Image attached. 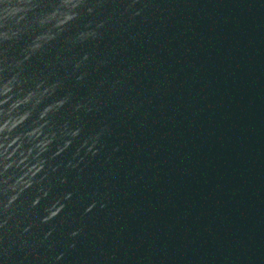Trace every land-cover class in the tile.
Wrapping results in <instances>:
<instances>
[{
	"label": "water",
	"instance_id": "95a60500",
	"mask_svg": "<svg viewBox=\"0 0 264 264\" xmlns=\"http://www.w3.org/2000/svg\"><path fill=\"white\" fill-rule=\"evenodd\" d=\"M6 3L22 18L5 20ZM59 3L0 0V33L18 30L0 35V77ZM78 12L22 66L19 88H56L18 131L67 99L44 118L55 136L30 187H11L21 170L0 156V264H264V0H81Z\"/></svg>",
	"mask_w": 264,
	"mask_h": 264
},
{
	"label": "clouds",
	"instance_id": "9594fccd",
	"mask_svg": "<svg viewBox=\"0 0 264 264\" xmlns=\"http://www.w3.org/2000/svg\"><path fill=\"white\" fill-rule=\"evenodd\" d=\"M80 4L81 0H60L59 5L48 11L39 21L41 26L46 24L50 25L49 31L37 33L29 48L25 50L23 57L9 64L7 66V74L0 77V156L3 157L2 163L5 171L13 166L21 170V175L11 185L13 189L20 184H23L24 187H30L32 178L43 169L44 161L40 157L48 149V146L53 142L55 136V132L44 131L45 126L48 124V121L44 118L53 109L63 106L67 99L65 97L47 104L39 113L38 119L33 121L32 127L18 131L32 116V108H26L25 106L33 103V100V107L36 104H40L41 99L46 94L51 95L56 88L55 83L46 85L43 79H38L34 87H30L27 90L19 88L25 71L22 66L31 60L32 53L41 48L44 42L54 39L57 31L63 30L66 25L76 19L79 15L78 9ZM24 11L23 5L13 6L6 3L3 10L4 19L21 17ZM88 12H92V8H88ZM2 26L0 25V27ZM98 27H103V21H101ZM0 35L4 39H11V37L18 35V30L11 31V35H9V30L6 29ZM98 35L94 30L80 33L82 39L86 37L96 38ZM109 63L110 59L107 57L100 59L97 64V70ZM0 71L5 70L0 69ZM78 79H83V76L78 77ZM105 83L107 81H101L100 87L104 88ZM108 91H111V88ZM103 96L104 93H101L94 101L93 107L96 111H102L105 107ZM89 110L91 111L93 109L90 108ZM39 121H43V123ZM79 131L80 129H75L71 135L76 136L79 134ZM110 134L109 126L107 124L103 125L100 132L96 133L94 138H92L91 143L85 142L86 156L89 159L78 163H83L84 167H87L90 159L97 157L104 151L107 146L105 136H109ZM70 143V140L65 141L64 147H68ZM116 150H118V146L113 149V151ZM59 151H63V148L59 149ZM110 160V155L105 157L106 163ZM80 170L83 172V168ZM97 194H99V189H97ZM70 195L69 193L68 196ZM16 198V195L11 196L9 204ZM97 203H99L101 209L107 206V203L101 199L99 202H94L90 205L86 211H91L92 208L97 206ZM59 211L60 208H54V210L50 211L49 216L44 217V220L47 221L51 217L56 216Z\"/></svg>",
	"mask_w": 264,
	"mask_h": 264
}]
</instances>
